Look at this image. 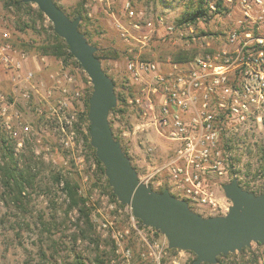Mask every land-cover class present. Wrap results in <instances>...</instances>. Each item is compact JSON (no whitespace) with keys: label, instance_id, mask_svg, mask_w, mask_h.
<instances>
[{"label":"rangeland","instance_id":"1","mask_svg":"<svg viewBox=\"0 0 264 264\" xmlns=\"http://www.w3.org/2000/svg\"><path fill=\"white\" fill-rule=\"evenodd\" d=\"M11 1L0 0V28L9 32L15 48L23 47L18 49L28 53L29 62L24 65V71L30 70L34 76L29 83L22 81L13 85L0 71V91L5 97L0 108L7 109L16 128L29 127L27 133L17 128L20 147L0 127V264H153L148 255L149 245H157L162 248V254H167L164 256L169 259L162 262L176 259L179 264H193L196 258L193 253L169 249L166 238L159 231L145 227L113 193L115 198L112 197L107 178L99 173L84 139L86 102L88 104L92 93L88 77L74 58L72 61L42 55L40 48L52 36L51 23L45 16V19H38L12 4L6 9L5 5ZM55 1L69 19L74 20L78 12L85 18L82 23L80 19L81 31L87 35L89 44L99 50L102 69L114 82L116 98L130 87L134 96L136 93L126 72L127 59L163 61L167 56L176 59L179 53L184 55L182 58L195 56L205 50L202 38L211 39L215 33L225 31L222 24L227 21L212 16L208 22L194 25L196 42L179 41L173 45L159 38L163 30L155 25V19L163 17L168 23L182 24L178 22L181 14L190 4H194V8L199 0ZM127 4L135 17L128 16ZM150 22L155 33L148 46L142 47L138 41ZM125 33L134 39L126 42L122 36ZM61 66L74 80L69 89L81 93L80 99L73 100L66 111L58 108L59 95H48L55 85L51 75ZM117 108L122 111L115 110L109 115L113 137L126 152L138 180L153 191L168 190L203 218L227 215L232 203L226 198L223 186L233 180L249 193H262L264 109L260 112V120L250 130L223 134L226 144L220 149L223 161L194 172L200 177L201 191L195 196L176 191L165 173L147 181V177L162 166L169 149L152 129L144 132L137 129L142 121L128 101L119 105L117 100L114 109ZM64 116L70 120V125L65 124ZM8 148L17 161L18 172L28 181L18 198L3 186L2 169L8 164ZM66 182L70 189L65 187ZM70 193H77L75 201ZM79 208L83 209V214ZM142 254L146 255L145 259L141 258ZM217 264H264V246L251 243L240 252L218 257Z\"/></svg>","mask_w":264,"mask_h":264},{"label":"built area","instance_id":"2","mask_svg":"<svg viewBox=\"0 0 264 264\" xmlns=\"http://www.w3.org/2000/svg\"><path fill=\"white\" fill-rule=\"evenodd\" d=\"M207 8L212 16L227 21L222 24L225 31L215 33L211 39L202 38L203 52L180 61L167 56L163 61L134 57L126 62L128 78L136 90L128 104L142 121L137 129H152L169 149L162 166L147 181L165 173L176 191L195 196L201 191L200 177L194 172L223 161V134L250 130L264 109V0H209ZM126 11L130 18L136 16L128 4ZM155 25L163 30L159 36L163 42H196L195 24L177 25L157 17ZM145 31L138 41L142 47L148 46L155 33L153 23H147ZM122 36L126 42L134 39L126 33ZM28 62V53L14 47L9 32H0V71L11 84L32 80L34 73L24 71ZM51 79L55 85L48 95H59L58 108L66 111L73 100L80 99L81 93L69 89L74 80L63 66ZM4 101L0 91V103ZM0 109L1 129L20 147L17 128L27 133L29 127L16 128L7 109ZM63 119L66 125L71 124L66 116ZM152 149L149 148L150 153ZM149 247L153 264H179L176 259L162 262L169 259L166 253L162 254V248ZM126 259L129 262L128 256Z\"/></svg>","mask_w":264,"mask_h":264},{"label":"water","instance_id":"3","mask_svg":"<svg viewBox=\"0 0 264 264\" xmlns=\"http://www.w3.org/2000/svg\"><path fill=\"white\" fill-rule=\"evenodd\" d=\"M35 5L62 39L92 85L88 100L90 146L104 167L113 195L145 227L159 231L169 249L191 252L193 264H217V258L240 252L251 243L264 246V182L262 193L254 195L233 180L223 186L232 203L225 217L203 218L187 202L168 190L155 192L138 180L137 173L121 145L113 137L109 115L117 106L112 80L95 57L96 48L79 32L80 17L69 19L53 0H23Z\"/></svg>","mask_w":264,"mask_h":264},{"label":"trees","instance_id":"4","mask_svg":"<svg viewBox=\"0 0 264 264\" xmlns=\"http://www.w3.org/2000/svg\"><path fill=\"white\" fill-rule=\"evenodd\" d=\"M54 3L57 5L56 1L53 0ZM12 4L13 6H15L19 11H26L27 13H32L34 14L38 19H45L44 15L38 10V8H34L33 4H28V3H24L23 0H13L11 2L8 3V5H5V8L8 9V6ZM207 4H208V0H199L198 4H196L193 7L194 4H190L188 5L187 9L181 14V16L178 19L179 23H184V22H189L192 24H196L198 21L200 20H204V22H208V20L212 17L211 14H209V9L207 8ZM57 7H59L57 5ZM218 7H220V3L218 4ZM60 8V7H59ZM61 9V8H60ZM62 10V9H61ZM63 11V10H62ZM64 12V11H63ZM69 17V15H67ZM80 17L81 18V23L84 21V17L82 16L81 12H78L75 16L76 17ZM71 18V17H70ZM81 23H79L78 26V30L79 32H81L85 38L87 39L88 43H89V39L87 38V35L81 31ZM50 29L52 31V36L51 39L49 40L48 43L45 44V46H42L40 48V50L42 51V55L45 56H49V57H54L56 59H60V58H67L69 60L74 61L73 57L70 55L69 53V49L66 45V43L60 39L56 34H54L53 32V28L50 26ZM17 47V46H16ZM17 48H22L23 47H17ZM181 53L176 55V60H184V59H188V58H182ZM95 57L99 60L102 61L103 59L99 56V50L97 51V53H95ZM77 65H79L76 61H74ZM112 80V79H111ZM88 82V81H87ZM114 83V82H113ZM128 96H127V94ZM124 94H117V100H118V104L122 105V104H126L128 101V97H133V91L130 87L127 88V91ZM86 107H88V104L86 102ZM115 110H121V108H117V109H112L111 113H113ZM87 112L84 115V121H85V135H84V139H85V143L87 148L91 151L92 156L94 158V161L98 167L99 173L101 174L102 177H104V167L102 166V164L99 162V160L96 158L95 156V151L94 149L90 146V137H89V122L87 119ZM116 140H118L117 138H115ZM8 150V164L7 166L2 169V171L4 172V182H3V186L5 188H7L8 190H10V193L13 194L14 196H16V198H18L19 196H21V193L23 191V187L28 184V181L24 178V176L18 172L17 170V161L13 158L12 152L11 150ZM124 151V149H122ZM125 152V151H124ZM126 154V152H125ZM127 156V154H126ZM261 173L264 175V164L261 167ZM14 187V188H11ZM67 189H70L69 187V182H66V186ZM108 190H110V188L107 186ZM112 195V192H110ZM71 199L75 201V198L77 196V193L75 194H71ZM113 198H115L112 195ZM80 202H82V205H84V202L82 199H79ZM76 203V202H75ZM75 205H78L77 203ZM79 211L81 214H83V209L79 208ZM86 218L88 219V216L86 215ZM172 251V250H171ZM220 259V258H219ZM82 264V263H79Z\"/></svg>","mask_w":264,"mask_h":264},{"label":"crops","instance_id":"5","mask_svg":"<svg viewBox=\"0 0 264 264\" xmlns=\"http://www.w3.org/2000/svg\"><path fill=\"white\" fill-rule=\"evenodd\" d=\"M0 31H2L1 28H0Z\"/></svg>","mask_w":264,"mask_h":264}]
</instances>
